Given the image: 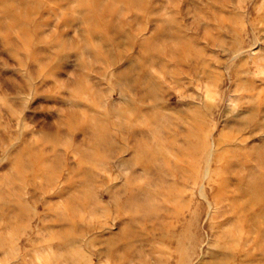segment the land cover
<instances>
[{
    "label": "rangeland",
    "instance_id": "rangeland-1",
    "mask_svg": "<svg viewBox=\"0 0 264 264\" xmlns=\"http://www.w3.org/2000/svg\"><path fill=\"white\" fill-rule=\"evenodd\" d=\"M0 264H264V0H0Z\"/></svg>",
    "mask_w": 264,
    "mask_h": 264
},
{
    "label": "bare ground",
    "instance_id": "bare-ground-1",
    "mask_svg": "<svg viewBox=\"0 0 264 264\" xmlns=\"http://www.w3.org/2000/svg\"><path fill=\"white\" fill-rule=\"evenodd\" d=\"M258 188H260V186H259V185L254 187V189H255V192H256V191L258 192V190H260V189H258Z\"/></svg>",
    "mask_w": 264,
    "mask_h": 264
}]
</instances>
